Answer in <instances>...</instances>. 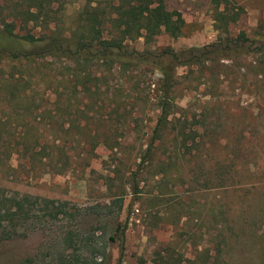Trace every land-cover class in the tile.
<instances>
[{"label":"rangeland","instance_id":"374dc122","mask_svg":"<svg viewBox=\"0 0 264 264\" xmlns=\"http://www.w3.org/2000/svg\"><path fill=\"white\" fill-rule=\"evenodd\" d=\"M164 1L168 11L181 13L182 36L173 39L163 32L149 43L139 37L125 42L128 49L179 51L241 30L250 37L264 26V0H227L219 21L210 0ZM34 3L31 10L40 18L48 8L57 11L49 27L59 21L65 31L74 26L85 2L54 0L44 10ZM259 60L250 55L178 68L169 122L148 153L162 96L157 70L96 59L81 72L90 79L86 92L80 85L73 88L68 72L73 65L47 59L23 67L20 88H26L32 107H40L25 117L18 106L4 110L9 114L4 136L37 137L47 147L60 138L73 151L67 150L69 165L60 171L59 163L37 155L29 163L20 152L9 161L7 152L3 155L0 187L5 193H28L38 199L36 210L62 213L53 217L45 212L25 235L0 243V263L40 250L59 251L57 236L71 229L103 243L110 264H259L264 247V76L253 68ZM17 66L0 63V74L16 77ZM5 116L0 114L4 122ZM90 138L112 148L97 144L89 151Z\"/></svg>","mask_w":264,"mask_h":264},{"label":"trees","instance_id":"16d2710c","mask_svg":"<svg viewBox=\"0 0 264 264\" xmlns=\"http://www.w3.org/2000/svg\"><path fill=\"white\" fill-rule=\"evenodd\" d=\"M34 1L37 2L36 7L44 10L46 9L44 6H49L54 0H0L2 5L0 63L3 67L13 64L18 65L19 68L16 77L13 74H0V94L3 104V107H0V114L3 116L7 108L18 106L17 110L24 112L21 116L25 117L29 116L33 109L40 107L36 105L32 107L33 101L29 98L26 88H20L24 76L23 67L27 65L39 64L38 62L42 63L47 59L66 64L65 67L73 65L72 71H68L73 88L80 85L86 92L91 90V85L88 84L90 79L86 77L88 73L83 75L81 72L88 67L91 68L96 59L120 67L133 68L141 65L151 67L162 77V96L159 102V115L153 128V137L147 145L148 153L153 141L159 139V131L169 122L168 116L171 109L169 95L176 83L174 76L178 68L257 55L260 60L253 68L264 76L263 25H260L261 30L254 32L250 37L241 30L234 37L202 45H192L179 51L169 48L160 51L128 49L125 42L139 37H143L145 43H149L163 32L173 39L181 37L185 24L181 13L168 11L164 0H84L85 3L77 11L74 26L63 31L59 29V21L55 23L54 28L49 27V23L55 21L53 15L57 11L48 8L40 18L35 11L31 10L36 4ZM210 1L215 9L216 21L221 20L224 13L219 9L222 6L227 10L228 1ZM4 11H7L6 14H2ZM237 11H242V8H237ZM31 21L34 25L30 26ZM37 22L42 27L39 34L33 32ZM43 96L45 95H42L41 101H44ZM54 103L57 105V102ZM39 113L37 118L42 114V112ZM8 117L9 114H6L5 122L0 117V161L6 152L7 161L20 152L21 158L25 159L26 163L37 155L40 158H46L50 163L52 161L59 163V171L69 165L70 158L67 150L70 152L73 150L60 138L53 140L47 147L46 143L41 144L42 140L37 137L29 139L27 135H22L18 140L5 137V130L9 124ZM32 117L36 118L35 115ZM71 123L74 124L73 121ZM90 139L89 151L93 150L97 144L112 148L106 141L96 142L94 138ZM17 144L21 145V150H17ZM38 205V199L28 193L7 194L0 187V243L25 235L27 230L33 228L35 219L41 220L46 213L53 217L62 213L58 208H54L55 212L52 214L44 208H39L38 211L35 209ZM57 242L62 245L59 251L47 254L40 250L36 254L28 253L0 264H110L106 258V246L91 237L65 229L57 236ZM221 242L225 243L223 237ZM154 264H157V261H154ZM259 264H264V247Z\"/></svg>","mask_w":264,"mask_h":264}]
</instances>
